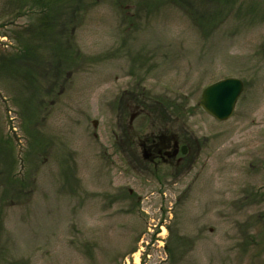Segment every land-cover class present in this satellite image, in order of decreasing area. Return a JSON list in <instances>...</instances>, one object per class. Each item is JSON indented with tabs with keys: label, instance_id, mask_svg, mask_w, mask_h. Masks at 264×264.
Instances as JSON below:
<instances>
[{
	"label": "rangeland",
	"instance_id": "374dc122",
	"mask_svg": "<svg viewBox=\"0 0 264 264\" xmlns=\"http://www.w3.org/2000/svg\"><path fill=\"white\" fill-rule=\"evenodd\" d=\"M78 1L60 44L0 0V264H264V0ZM153 131L179 171L120 151Z\"/></svg>",
	"mask_w": 264,
	"mask_h": 264
},
{
	"label": "flooded vegetation",
	"instance_id": "af4514ba",
	"mask_svg": "<svg viewBox=\"0 0 264 264\" xmlns=\"http://www.w3.org/2000/svg\"><path fill=\"white\" fill-rule=\"evenodd\" d=\"M124 145L120 151L130 154L132 160L145 170L166 166L179 171L187 161L189 146L177 137L175 133L171 136L166 132L153 131L145 136L139 133H127L121 138ZM186 154L183 153V148Z\"/></svg>",
	"mask_w": 264,
	"mask_h": 264
},
{
	"label": "water",
	"instance_id": "95a60500",
	"mask_svg": "<svg viewBox=\"0 0 264 264\" xmlns=\"http://www.w3.org/2000/svg\"><path fill=\"white\" fill-rule=\"evenodd\" d=\"M244 90V83L237 78H227L207 86L201 95L199 105L218 121L230 119ZM186 152L185 147L183 153Z\"/></svg>",
	"mask_w": 264,
	"mask_h": 264
},
{
	"label": "trees",
	"instance_id": "16d2710c",
	"mask_svg": "<svg viewBox=\"0 0 264 264\" xmlns=\"http://www.w3.org/2000/svg\"><path fill=\"white\" fill-rule=\"evenodd\" d=\"M76 1L77 0H71L70 3V0H34V4L39 6V8L41 9L42 25L46 28L45 31H48L45 32L43 30L44 33L50 35L52 38L54 36L57 37V41L60 44L63 42L62 37L64 35V33H60L61 29L64 30L67 27V23L61 22V20H63L62 15H66L67 12L74 15L76 7L78 6H75ZM79 2L80 0L78 1V4ZM73 15L72 20L74 21L75 19L73 18ZM74 16L76 17V15ZM72 23L74 22H71V24ZM173 107L174 106L169 105V108L173 109Z\"/></svg>",
	"mask_w": 264,
	"mask_h": 264
},
{
	"label": "bare ground",
	"instance_id": "6f19581e",
	"mask_svg": "<svg viewBox=\"0 0 264 264\" xmlns=\"http://www.w3.org/2000/svg\"><path fill=\"white\" fill-rule=\"evenodd\" d=\"M136 258H137V255H136Z\"/></svg>",
	"mask_w": 264,
	"mask_h": 264
}]
</instances>
